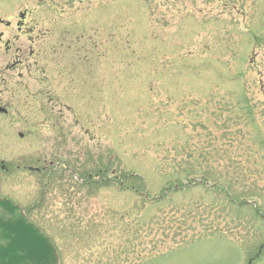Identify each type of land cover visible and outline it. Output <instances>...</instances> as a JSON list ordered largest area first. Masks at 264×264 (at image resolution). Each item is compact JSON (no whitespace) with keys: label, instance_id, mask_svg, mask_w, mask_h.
<instances>
[{"label":"rangeland","instance_id":"obj_1","mask_svg":"<svg viewBox=\"0 0 264 264\" xmlns=\"http://www.w3.org/2000/svg\"><path fill=\"white\" fill-rule=\"evenodd\" d=\"M24 9L33 36L54 18L35 59L71 110L43 95L0 130V199L40 229L1 223L18 237L0 258L43 235L50 264H248L264 243V0H0V18ZM29 75L22 93L45 86Z\"/></svg>","mask_w":264,"mask_h":264},{"label":"flooded vegetation","instance_id":"obj_2","mask_svg":"<svg viewBox=\"0 0 264 264\" xmlns=\"http://www.w3.org/2000/svg\"><path fill=\"white\" fill-rule=\"evenodd\" d=\"M30 13L29 10L24 9L23 11H19L17 16L12 18V20L0 18V51L7 54L13 53L8 59L0 61V130L6 132L15 131L17 125H26V120L20 118V116H23L22 109L28 107V103H38L43 95H45V104L52 105L53 100H56L62 108L71 110L69 106L60 102L59 96H53L51 92L48 91L46 85L49 83L51 77L46 75L44 65H47L49 60H44L42 62V60L35 59L37 58V52L36 49L33 48V44L40 42L43 44L44 42L51 41L54 33V18H43V23L46 25L45 29L43 31L38 30L37 35L33 36V32L36 29L34 26L36 24L26 18ZM72 32L73 31L70 29H63L59 33V36L62 38L57 42L60 48H64V43L66 41L65 37L70 38ZM21 36L28 38V44L24 43ZM78 38L77 35L74 40H78ZM74 40H70L72 45H75ZM91 42L88 47L86 45L83 46L85 51H90L91 48H94V44ZM55 44L52 45L53 50L49 54H54L53 52H56ZM48 48H51L50 44L48 45ZM66 48L71 49V44H66ZM80 49V45H77L73 51L74 54H77ZM63 55L64 54L59 56ZM85 59L89 62V59L86 56ZM15 73H17L16 76ZM31 73H37L39 76V82H36L45 84V86L39 87L38 91L35 93H30L29 91L22 93L20 90H24V88L27 89L29 85L26 84L23 87H19L16 79H22L23 77H25V79L32 78V76L29 75ZM14 78L16 79L13 81ZM23 83L24 82H22V84ZM22 94L24 95L22 96ZM39 104L40 103H38V105ZM31 107L32 105L29 108ZM53 109L54 108L51 107V111H54ZM59 109L56 110L60 115L61 113ZM38 110L40 111L42 108L38 106ZM54 112L57 113L56 111ZM12 164V162L6 163L5 160L0 159V171L10 172Z\"/></svg>","mask_w":264,"mask_h":264},{"label":"trees","instance_id":"obj_3","mask_svg":"<svg viewBox=\"0 0 264 264\" xmlns=\"http://www.w3.org/2000/svg\"><path fill=\"white\" fill-rule=\"evenodd\" d=\"M98 171H100V170H98ZM133 178H136V179H140L139 178V176L137 177V176H135V177H133ZM142 180V179H141ZM188 181V180H187ZM205 181V180H204ZM120 182L122 183L123 182V178H121L120 179ZM178 183V185H183L182 183H179V182H177ZM205 184V183H204ZM130 186H133L134 188H136V190L135 191H137L138 190V188H137V186L135 185V183H133L132 185H130ZM141 186L142 185H140V188H141ZM219 188V187H218ZM256 211V210H255ZM3 223L4 224H7L8 222L7 221H3ZM37 229V228H36ZM38 230V229H37ZM41 237H43V238H45L46 239V236H43V235H41ZM46 246V243L44 242V240L41 238V241L37 244V245H35V246H33V249L34 250H38V249H40V250H44V249H42L43 247H45ZM35 252V251H34ZM34 256L38 259V258H41L42 256H45L44 254H42V252L41 253H37V254H34Z\"/></svg>","mask_w":264,"mask_h":264}]
</instances>
